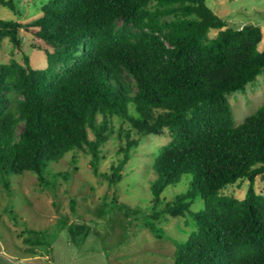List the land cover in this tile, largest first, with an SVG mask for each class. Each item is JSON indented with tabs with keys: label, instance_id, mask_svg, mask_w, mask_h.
<instances>
[{
	"label": "trees",
	"instance_id": "trees-1",
	"mask_svg": "<svg viewBox=\"0 0 264 264\" xmlns=\"http://www.w3.org/2000/svg\"><path fill=\"white\" fill-rule=\"evenodd\" d=\"M0 6L17 11L14 0ZM210 29H217L212 37ZM20 32L30 48L44 52L45 68L30 65ZM4 38L21 52L19 60L0 62L6 188L7 175L31 172L41 189H53L70 172L50 175L49 164L74 150L89 155L95 177L116 184L138 144L130 128L141 136L167 128L170 140L152 164L145 227L159 238L155 222L165 215L190 218L194 228L175 243L172 264H264V191L254 189L255 178L264 177V100L235 125L227 99L264 71L259 26L227 25L205 0H48L28 21L0 19ZM114 118L129 125L118 131L122 156L109 172L100 171V148L114 132ZM184 175L190 176L186 191L159 207L160 194ZM240 180L248 181L243 198L221 193ZM197 196L204 206L192 211ZM113 204L125 217L142 212L116 197ZM89 230L67 225L72 239Z\"/></svg>",
	"mask_w": 264,
	"mask_h": 264
},
{
	"label": "rangeland",
	"instance_id": "rangeland-1",
	"mask_svg": "<svg viewBox=\"0 0 264 264\" xmlns=\"http://www.w3.org/2000/svg\"><path fill=\"white\" fill-rule=\"evenodd\" d=\"M47 1L14 0L17 11L0 6V19L28 21L41 13ZM205 4L227 25L259 26L262 38L258 48H264V0H205ZM216 33L217 29H210L208 36ZM20 35L21 52L28 56L30 65L45 68L44 52L29 47L27 33L20 32ZM21 52L8 38L0 41L1 63H8L11 58L19 60ZM227 99L234 124L239 125L264 100V71L243 90L230 92ZM112 122L114 132L100 148L103 158L99 170L105 172H109L110 165L122 156L118 149L125 144V139H121L118 131L129 129V125L118 118ZM130 130L138 144L130 151L122 169V179L116 184L109 185L95 177L88 164L89 155L80 150L70 151L61 160L49 164L46 172L50 175L57 171L70 172L67 180L58 177L51 190L41 189L31 172L7 175L5 180L9 188L0 179V264L173 263L175 243L183 241L194 228L190 218L165 215L162 221L155 222L159 238L144 225L152 212L149 187L155 178L152 164L162 146L169 142L170 135L167 128L160 134L142 136ZM188 179L190 176L184 175L179 183L168 185L160 194L162 204L159 207L185 192ZM247 184V180L227 184L221 193L241 199ZM254 189L258 193L264 191V177L255 178ZM114 196L127 205L140 206L142 212L135 218L123 216L114 207ZM71 199L75 201V212L70 207ZM203 206V199L197 196L190 210L198 211ZM8 211H13L18 221H14ZM70 223L87 224L89 233L72 239L67 231ZM23 237L35 244L24 243Z\"/></svg>",
	"mask_w": 264,
	"mask_h": 264
}]
</instances>
